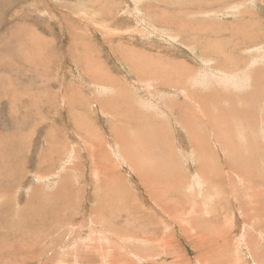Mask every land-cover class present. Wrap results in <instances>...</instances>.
Segmentation results:
<instances>
[{"label": "rangeland", "instance_id": "rangeland-1", "mask_svg": "<svg viewBox=\"0 0 264 264\" xmlns=\"http://www.w3.org/2000/svg\"><path fill=\"white\" fill-rule=\"evenodd\" d=\"M138 1L0 0V264H264V50L221 85L226 113L254 123L244 144L210 115L213 82L193 84V102L170 88L176 60L197 68L213 54L189 26L173 40L161 23L224 30L247 6L264 42V2L233 1L229 16L223 2L185 15L189 0Z\"/></svg>", "mask_w": 264, "mask_h": 264}, {"label": "bare ground", "instance_id": "bare-ground-1", "mask_svg": "<svg viewBox=\"0 0 264 264\" xmlns=\"http://www.w3.org/2000/svg\"><path fill=\"white\" fill-rule=\"evenodd\" d=\"M136 4H137V2H139L138 0H133ZM162 1H164V0H162ZM167 1V0H166ZM165 1V2H166ZM184 1V0H183ZM198 1H200V0H198ZM208 1V0H207ZM233 1H237V0H211V2H209V5H207V6H205L206 5V3L204 4L203 2H205V0H203V2H201V3H199V4H197V0H189L188 1V4L187 5H184V4H182V8H184L185 6H186V8H185V15H188V14H192L193 12H190L191 11V9H192V11H194L196 8L199 10V12L201 13V11L202 12H204V8H207L208 6L210 7L212 4H213V7H216V5H217V3L218 2H223L224 3V5L225 4H227L228 3V6H223V8L222 9H227V15H229V16H231L232 14H233V10L237 7V5H235V6H233V8L231 7V5H232V2ZM246 1L247 2H249V0H240V4L243 6V5H246L245 3H246ZM85 2V1H84ZM180 2H182V1H180ZM253 2L255 3V0H253ZM263 2H264V0H263ZM87 3H89V2H87ZM159 3V2H158ZM191 3H196V4H191ZM235 3V2H234ZM86 4V3H85ZM146 4H148V3H146ZM166 4H167V8L169 7V4H170V2H166ZM174 4H175V2H174ZM173 4V5H174ZM231 4V5H230ZM160 5V4H159ZM254 5V4H253ZM131 6V5H130ZM130 6H128V7H130ZM136 6V5H135ZM137 6H138V4H137ZM146 6V5H145ZM152 6V5H151ZM150 6V7H151ZM176 6V5H175ZM175 6H174V8H175ZM153 7V6H152ZM155 7H156V5H155ZM159 7V6H158ZM172 7V6H171ZM212 7V8H213ZM241 7V6H240ZM239 7V8H240ZM149 8V7H148ZM243 8V7H242ZM218 9V10H217ZM244 10H246L249 14H250V12H249V10H248V7L247 6H244V8H243ZM98 10V9H97ZM239 9H237V11H238ZM83 11H85V10H83ZM90 11V10H89ZM93 11V10H92ZM182 11H184V10H182ZM219 11V8H215V11H213V12H218ZM237 11H234V12H237ZM243 11V10H242ZM254 11V10H253ZM212 12V11H211ZM210 12V13H211ZM212 12V13H213ZM241 12V11H240ZM245 12V11H244ZM84 15H85V13H83ZM138 13H136L135 14V16H136V19H140V22L142 23V24H145L144 22H143V20L137 15ZM170 14V13H169ZM214 14V13H213ZM219 14H221V13H219ZM245 15V14H238V15H241V19H242V21H235V22H233L232 24H229L228 22V25L229 26H231L232 28H226V29H224V30H219V29H215V30H213V29H211V28H208V27H204V26H202V25H200L198 28H196L195 26H193L192 25V23L194 22H192V21H190L188 18H187V22H185L184 20L182 21V22H185V24H184V26L183 27H180V26H178V25H174V24H172V22H170L171 21V18L170 17H168V20L166 19L165 21L164 20H162L163 22H161L163 25H168V28L166 27V29H168L167 31L169 32V35H167V36H169L170 37V39H173V40H177V38H178V36H180L181 34H182V32H185L186 30L184 29V28H186L187 30H189V27L191 28V31H192V33H193V40H194V38H196V41H199V42H202V40H205L206 41V46L205 45H203V48H205L206 50L207 49H209L210 51H211V53L213 54V55H217V59H214L213 58V55H210V54H207V56H205V58H203L202 57V63L203 64H205L206 66H202V65H198V67L197 68H193V66L192 67H190V69L189 68H187L186 66H183L182 64H180V62H177V60H176V63L178 64V67H173V69H172V72H173V79L171 80L172 81V83L170 84L171 85V87L170 88H175L176 89V91L177 92H179V93H186L187 94V96H188V99H190V101H192L193 102V98H194V96H195V93H194V91H193V88H192V85L193 84H195V86L197 87V88H200V89H206V88H209V84H211L210 82H213V88H211V96L214 98V99H212V100H209V102H208V104H212V102L213 101H215V103H218L219 105H220V107H219V105H218V107H215V109H213L212 110V114H210L211 116H212V118H214L215 116H216V119H219V117L218 116H221V117H224L223 118V120L222 119H220V121L222 122V124H225V125H223V127H225L227 130H229V131H234V132H236L237 134H241L242 136H240V138H241V140H243V143L244 144H247V142H248V129H251V127L254 125V123H252V124H249V123H245L244 121H245V119H247V118H244V116H243V112L241 111V109H238L239 111H237V110H234L235 111V113L238 115V118H237V116L236 115H234V114H232V113H226V109L223 107V105H221V103H220V99L224 96V97H226V95H228L227 94V92H228V90H226V87L224 88L223 86H221L222 84H224L227 80H231V79H224V78H226L228 75L227 74H230V73H233V68L235 67L234 66V64H237V65H239V66H242V67H245V65L244 64H246L247 66H248V71H247V73H246V75H248L249 73H250V70H251V72H252V68H254V63L256 62V63H262V64H264L263 62H264V55L263 56H258V57H256L255 55V62H254V59H252L253 61H250V59L249 58H251L250 56L248 57L246 54H247V50L249 49V48H251L254 44H256V46H257V48H259L260 47V45H261V50L260 51H262V50H264V42H261L260 40H259V38H258V31H259V29L261 28V24H260V22H259V20H257V18L259 17V15H253V14H250V15ZM78 15V14H77ZM81 15V14H80ZM88 15V14H87ZM222 15H223V13H222ZM225 15V14H224ZM251 15H253V16H251ZM90 16V15H89ZM95 16V15H94ZM233 16V15H232ZM77 17V16H76ZM91 17V16H90ZM159 17V16H158ZM177 17V16H176ZM180 17H183V16H181L180 15ZM225 17V16H224ZM87 18V17H86ZM93 18V17H92ZM166 18V17H165ZM175 18V17H174ZM185 18V17H184ZM248 18V19H247ZM69 19V18H68ZM101 19V18H100ZM104 19V18H103ZM116 19V18H115ZM114 19V20H115ZM163 19V18H162ZM169 19H170V21H169ZM182 19V18H181ZM236 19V18H235ZM245 19H247V20H245ZM83 20H88V19H83ZM105 20V19H104ZM179 20H180V18H179ZM194 20H196V19H194ZM90 21V20H89ZM107 21V20H106ZM150 22V21H149ZM155 22V21H154ZM157 22V21H156ZM159 22V21H158ZM160 22H159V24H161ZM174 23H175V20H174ZM195 23H197V22H195ZM243 23V24H242ZM84 24V23H83ZM151 24V23H150ZM154 24V23H153ZM226 24V23H225ZM57 25V24H56ZM85 25V24H84ZM146 25V27H151L150 29H152V28H155V27H152V26H149V25H147V24H145ZM197 25H198V23H197ZM86 26V25H85ZM189 26V27H188ZM65 27V26H64ZM89 27V26H88ZM171 27H175V29L174 30H172L171 29ZM62 28V27H61ZM78 28H80V27H78ZM90 28V27H89ZM95 27H93V29H94ZM159 28V27H158ZM96 29V28H95ZM79 30V29H78ZM92 30V29H91ZM97 30V29H96ZM111 30V29H110ZM157 30V29H156ZM159 30V29H158ZM161 31V30H160ZM173 32V34H171V32ZM194 31H195V33H196V37H195V35H194ZM87 32V31H86ZM85 32V34H87ZM111 32V31H110ZM166 32V31H165ZM186 32H188V31H186ZM79 33V32H78ZM82 33V32H81ZM80 33V34H81ZM94 33V32H93ZM154 33V32H153ZM95 34V33H94ZM112 34V33H111ZM167 34V33H166ZM165 34V35H166ZM83 35V34H82ZM81 35V36H82ZM114 35V34H113ZM72 36V35H71ZM80 36V35H79ZM81 36L80 37H78V36H76L75 35V37L78 39V40H80V38H81ZM117 36V35H116ZM208 37V38H207ZM223 37H227V38H223ZM179 38H181V37H179ZM183 38H184V36H183ZM230 41V43L228 42V40ZM73 40V39H72ZM84 40V39H83ZM209 40H212V41H209ZM255 40V41H254ZM204 41V42H205ZM198 42V43H199ZM211 42H213V43H215V45L214 44H212ZM255 42V43H254ZM181 43H185V42H181ZM81 44H83L82 43V41H81ZM188 44V43H187ZM195 44V43H194ZM233 46H235V48H237L238 50H240V52L237 54V57L235 58L233 55H232V52H233ZM234 48V49H235ZM86 49H84V51H85ZM208 50V51H209ZM236 50V49H235ZM257 50V49H256ZM255 50V51H256ZM201 51V50H200ZM172 52V51H171ZM170 52V53H171ZM235 52V51H234ZM252 52V51H251ZM87 53V52H86ZM134 53V52H133ZM197 53V52H196ZM201 53V52H200ZM248 53H249V50H248ZM260 54V52L258 53V55ZM85 55H87V54H85ZM163 55V54H162ZM146 56V55H145ZM202 56V55H201ZM252 56V55H251ZM101 57V56H100ZM99 57V58H100ZM218 57H221L222 58V60H219L218 59ZM234 57V58H233ZM136 60L137 61H140L142 64H143V62H147L148 60H147V58H145V57H143V56H141V54L140 55H136ZM138 58H139V60H138ZM156 58H158L157 56H156ZM86 60V59H85ZM156 60V59H155ZM160 60H162V59H159V61ZM189 60V59H188ZM92 61V60H91ZM191 61V60H190ZM245 61H247V62H249V63H244ZM163 62V60L162 61H160V63H157L158 65H163L164 66V62ZM173 62V61H172ZM97 63V62H96ZM144 63V64H145ZM166 63V62H165ZM175 63V64H176ZM183 63V62H182ZM91 65H93V63L91 64ZM166 65V64H165ZM179 65H181V66H179ZM192 65V64H191ZM236 65V66H237ZM139 66V65H138ZM173 66V65H172ZM171 66V67H172ZM247 66H246V68H247ZM147 67V66H146ZM154 67V66H153ZM194 67H195V65H194ZM238 67V66H237ZM264 67V66H263ZM31 68V67H30ZM157 68V67H156ZM163 68H165V67H163ZM167 68H168V66H167ZM178 68V69H177ZM199 68H203L205 71L203 72V70L202 71H200L199 70ZM240 68V67H239ZM82 69V68H81ZM100 69V68H99ZM138 69V68H137ZM160 69V68H159ZM237 69V68H236ZM90 70V69H89ZM95 70H97V69H95ZM154 70V69H153ZM161 70V69H160ZM230 70V71H229ZM239 70V69H238ZM243 70H244V68H243ZM243 70H241V71H243ZM246 70V69H245ZM244 70V71H245ZM99 71V70H98ZM146 71V70H145ZM166 71V70H165ZM170 71V70H169ZM197 71H200L199 72V74H198V76L196 77V72ZM94 72V71H93ZM150 72V71H149ZM155 73H156V71H154ZM159 72V71H158ZM160 73V72H159ZM159 73H156V74H159ZM235 73V72H234ZM233 73V74H234ZM237 73H240V72H237ZM236 73V74H237ZM235 74V75H236ZM264 74V73H263ZM144 75V74H143ZM160 76H162V74L160 73L159 74ZM158 75V76H159ZM167 75V74H166ZM246 75H244L243 76V78H241V79H232V80H234V81H237V82H241V81H243V79H246ZM108 76V75H107ZM114 76V75H113ZM218 76V77H217ZM172 77V76H171ZM222 77V78H221ZM260 77V76H259ZM229 78V77H228ZM89 79V78H88ZM139 79H140V76H139ZM127 80V79H126ZM122 81V80H121ZM158 81V80H157ZM225 81V82H224ZM255 81V80H254ZM257 81V80H256ZM125 82V81H124ZM160 82V81H159ZM107 83V82H106ZM117 83V82H116ZM227 83V82H226ZM140 84V83H139ZM154 84V83H153ZM151 85V86H154V85ZM161 84V83H160ZM120 86V85H119ZM243 86V85H242ZM105 87V86H104ZM99 88V87H98ZM121 88H122V86H121ZM120 88V89H121ZM142 88H147V87H142ZM149 88V87H148ZM148 88H147V91H148ZM104 89V88H103ZM117 89V88H116ZM246 89V88H245ZM13 90V89H12ZM21 90V89H20ZM186 90V91H185ZM194 90H195V88H194ZM198 90V89H197ZM214 91H217V93H214ZM230 91V90H229ZM22 92V91H21ZM145 92V91H144ZM203 94H204V91H201ZM146 93V92H145ZM173 93V92H172ZM232 93H233V91H232ZM252 94V93H251ZM12 95V94H11ZM178 95V94H177ZM235 95H236V93H235ZM255 95V94H254ZM257 95V94H256ZM255 95V96H256ZM116 96V95H115ZM147 96L148 97H150L151 96V94H147ZM185 96V95H184ZM203 96V95H202ZM204 96H208V95H204ZM243 96H245V95H243ZM186 97V96H185ZM201 97V96H200ZM199 97V98H200ZM223 97V98H224ZM18 98V97H17ZM113 97L111 96V99H112ZM117 98V97H116ZM122 98H123V96H122ZM208 98V97H207ZM241 98V97H240ZM243 98V97H242ZM241 98V100L242 101H244V98L242 99ZM246 98H247V96H246ZM153 99V98H152ZM168 99V98H167ZM187 99V100H188ZM120 100V99H119ZM162 100V99H161ZM186 100V99H185ZM184 100V101H185ZM251 102H252V104L254 105V107L255 108H257L256 107V105H255V101H256V99H255V97L253 96V95H251ZM60 101V100H59ZM158 100H154V102H157ZM163 101V100H162ZM165 101V100H164ZM167 101V100H166ZM170 101V100H169ZM168 101V102H169ZM173 101V100H172ZM175 101V100H174ZM189 101V100H188ZM237 101V100H236ZM245 101H246V99H245ZM249 101V100H248ZM152 102V101H151ZM60 103V102H59ZM146 103V102H145ZM159 103H162V102H159ZM164 103H166V102H164ZM171 103V102H170ZM179 103V102H178ZM196 103H198L197 105L200 107V109H202L203 111H205L206 112V110L201 106V104H200V102H197L196 101ZM206 103V102H205ZM19 104V103H18ZM148 104V103H147ZM172 104V103H171ZM180 104V103H179ZM191 104V103H190ZM207 104V103H206ZM230 104L232 105V107L234 108V109H236L237 107H238V105L235 103V102H230ZM11 105V104H10ZM39 105V104H38ZM112 105V104H111ZM127 106H125V108H126V110H128L130 113L132 112V109H130L133 105H132V103H130V102H127V104H126ZM167 105H169V103H167ZM181 105H182V102H181ZM248 105V104H247ZM102 106V105H101ZM114 106V105H113ZM154 106H155V110H156V113L158 114V103L157 104H155L154 103ZM161 106H163V105H161ZM170 106V105H169ZM169 106H167V107H169ZM205 106V105H204ZM230 106V105H229ZM20 107V106H19ZM106 107H107V105H106ZM145 108H148V106H144ZM166 107V108H167ZM182 107V106H181ZM135 108V107H134ZM165 108V107H164ZM242 108V107H241ZM255 108H251L250 109V111H249V113L251 112V111H253V112H256V109ZM30 109V108H29ZM107 109V108H106ZM105 109V110H106ZM112 109V108H111ZM120 109H121V111L123 110V111H125L124 110V108L122 107V105L120 106ZM142 109V108H141ZM154 109V108H153ZM171 109V107L169 108V110ZM103 110V109H102ZM114 110V109H113ZM186 110H187V108H186ZM196 110V109H195ZM73 111V110H72ZM120 111V110H119ZM118 111V109H116V112L118 113L119 112ZM144 111V110H143ZM161 111H163V110H161ZM167 111V110H166ZM188 111V110H187ZM198 111V110H197ZM197 111H195V113L197 112ZM248 111V110H247ZM264 111V106H263V108H262V112ZM135 111H133V113H134ZM170 112V111H169ZM200 112V111H199ZM208 112H209V106H208ZM246 112V111H245ZM132 113V114H133ZM153 113H154V111H153ZM176 113V112H175ZM207 113V112H206ZM210 113V112H209ZM131 114V115H132ZM134 114H136V112L134 113ZM146 114V113H145ZM194 114V113H193ZM192 114V115H193ZM202 114H204V113H202ZM258 114V113H257ZM118 115V114H117ZM160 115H161V113H160ZM170 115V114H169ZM171 115H172V113H171ZM191 115V116H192ZM195 115V114H194ZM197 115V114H196ZM205 115V114H204ZM133 116V115H132ZM145 116V115H144ZM206 116V115H205ZM147 117H148V115H147ZM171 117V116H170ZM179 117V116H178ZM177 117V118H178ZM181 117V116H180ZM173 118V117H172ZM77 119V118H76ZM183 119V118H182ZM195 119V118H194ZM173 120V119H172ZM178 120V119H177ZM184 120V119H183ZM189 120V119H188ZM190 120H192V119H190ZM249 120V119H248ZM139 121V120H138ZM234 121L236 122V130H234V128H233V124H234ZM255 121V120H254ZM13 122V121H12ZM141 122V121H140ZM175 122V121H174ZM194 122V121H193ZM197 122V121H196ZM230 122H232V123H230ZM14 123V122H13ZM172 123H173V121H172ZM197 123H199V122H197ZM180 124V123H179ZM190 124V123H189ZM19 126V125H18ZM187 126H188V124H187ZM7 127V126H6ZM20 127V126H19ZM4 128H5V126H4ZM17 128V127H16ZM57 128V127H56ZM240 129H241V133H240ZM87 133H88V130H87ZM8 134V133H7ZM12 134V133H11ZM14 134V133H13ZM19 135H20V133H18ZM19 136H17V137H14V138H18ZM25 137V136H24ZM48 137H50L49 135H48ZM11 138V137H10ZM26 138H27V136H26ZM19 139H21L20 137H19ZM25 139V138H24ZM24 139H23V141H24ZM40 139V138H39ZM44 139H45V137H44ZM11 140H13V142L12 143H14V139H12L11 138ZM11 140H9L10 142H11ZM153 140V139H152ZM4 141V140H3ZM121 141V140H120ZM126 141V140H125ZM137 141V140H136ZM17 142H19V141H17ZM26 142H28V141H26ZM5 143H8V141H6ZM121 143H123V142H121ZM218 143V142H217ZM225 143V142H224ZM2 144H3V142H2ZM9 144V143H8ZM15 144H16V141H15ZM14 144V145H15ZM23 144V143H22ZM27 145V144H26ZM111 145V144H110ZM121 145H123V144H121ZM128 145H129V143H128ZM225 145V144H224ZM17 146H19V144L17 145ZM22 146H24V145H21V147ZM6 147V146H5ZM11 147V146H10ZM21 147L19 146V147H17L18 149L17 150H19V148H20V150H21ZM27 147V146H26ZM116 147H117V144H116ZM130 147V146H129ZM6 148H9V147H6ZM12 148V147H11ZM123 148V147H122ZM248 148V147H247ZM246 148V149H247ZM13 149H15L14 147H13ZM40 149V148H39ZM118 149H119V147H118ZM118 149H115L116 151H115V153L117 154V152H118ZM246 149H244V151L246 150ZM9 150V149H8ZM7 150V151H8ZM12 150V149H11ZM19 150V151H20ZM23 150V149H22ZM21 150V151H22ZM29 150V149H28ZM13 151V150H12ZM129 156L131 155L130 154V152H131V147L129 148ZM18 152V151H17ZM122 152V151H121ZM2 153L4 154V153H6V151H2L1 152V156H2ZM9 153V152H8ZM12 153H14V152H12ZM11 153V154H12ZM15 153H16V151H15ZM14 153V154H15ZM128 155V154H127ZM126 155V156H127ZM4 156L6 157V155L4 154ZM3 156V157H4ZM8 156V155H7ZM10 156V155H9ZM13 157H14V155H12ZM16 156H17V154H16ZM117 156H119V155H117ZM128 158V157H127ZM9 159V158H8ZM11 160H15V158L14 159H12V158H10ZM58 159V158H57ZM130 159L131 160H133L134 158L132 157L131 158V156H130ZM6 160V159H5ZM122 160V159H121ZM123 160H124V158H123ZM128 161H131V160H129V159H127ZM126 161V160H125ZM128 161H126V162H128ZM136 161V158H135V160H134V162ZM4 162V161H3ZM19 162V161H18ZM9 163H10V160H9ZM125 163V162H124ZM122 164H123V162H122ZM130 164V163H129ZM129 164H127L128 166H129ZM14 165V164H13ZM125 165V164H124ZM2 202V201H1ZM157 206V205H156ZM10 216V215H9ZM11 218V217H10ZM10 228V227H9Z\"/></svg>", "mask_w": 264, "mask_h": 264}]
</instances>
